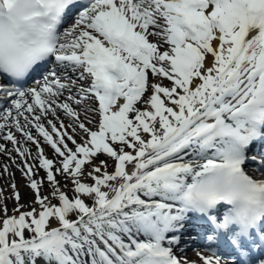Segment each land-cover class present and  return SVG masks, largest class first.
Masks as SVG:
<instances>
[{"label":"snow or ice","instance_id":"1","mask_svg":"<svg viewBox=\"0 0 264 264\" xmlns=\"http://www.w3.org/2000/svg\"><path fill=\"white\" fill-rule=\"evenodd\" d=\"M0 139V264H264V0H0Z\"/></svg>","mask_w":264,"mask_h":264},{"label":"bare ground","instance_id":"2","mask_svg":"<svg viewBox=\"0 0 264 264\" xmlns=\"http://www.w3.org/2000/svg\"><path fill=\"white\" fill-rule=\"evenodd\" d=\"M164 84H165V86H170V85L166 84L165 81H164ZM61 119H63V118L61 117ZM68 131L70 132L71 129H68ZM0 142H2V144H3L4 141L2 139H0ZM25 146L28 147L32 152L30 145H25ZM43 148H44L46 155H48L49 157L53 156V153L51 150H49L46 146H43ZM9 151H11V150H9ZM0 154H3V153L0 152ZM32 154L34 156V152ZM100 159H106V157H100ZM11 160H13V163ZM28 163L32 164V163H36V161L34 159H30V160H28ZM111 164H112V162L109 160V168L111 167ZM5 166L8 167V169H9L8 172L4 171ZM22 166H23L22 164L20 165V161L17 158H14L13 152L10 153V155L7 154V159H3L0 157V192L3 193L2 203H0V208L2 209L6 205L9 215L13 214L12 209L15 206V200L13 198V190L11 188V185L13 183L16 184L17 190L21 193L22 199H21L20 203L28 204L33 199L31 189L27 187V180L22 175L21 171H19L20 170L19 167H22ZM39 175L41 177L44 175L42 170L39 171ZM60 179H61V184H63L65 181L63 180V178H60ZM2 181H4V182H2ZM1 182L3 184H5L6 186H2ZM87 182L90 183V181H87ZM69 186H70V182H69ZM10 190L12 193H9ZM45 191H47V189H45ZM36 207L38 208L39 206H36ZM0 215H2V213H0ZM83 259L87 260V257H84Z\"/></svg>","mask_w":264,"mask_h":264},{"label":"rangeland","instance_id":"3","mask_svg":"<svg viewBox=\"0 0 264 264\" xmlns=\"http://www.w3.org/2000/svg\"><path fill=\"white\" fill-rule=\"evenodd\" d=\"M0 157L3 158V159H7L5 156H2V155H0ZM2 182H4V181H2ZM2 182H1L2 186H6V185L3 184ZM9 193H12L11 190L9 191ZM0 209H1V208H0Z\"/></svg>","mask_w":264,"mask_h":264}]
</instances>
